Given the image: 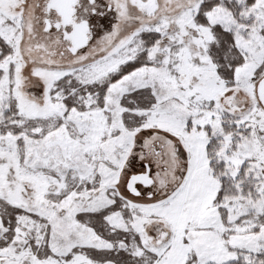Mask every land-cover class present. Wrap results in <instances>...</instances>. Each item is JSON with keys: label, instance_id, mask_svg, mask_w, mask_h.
Listing matches in <instances>:
<instances>
[{"label": "snow or ice", "instance_id": "1", "mask_svg": "<svg viewBox=\"0 0 264 264\" xmlns=\"http://www.w3.org/2000/svg\"><path fill=\"white\" fill-rule=\"evenodd\" d=\"M0 264H264V0H0Z\"/></svg>", "mask_w": 264, "mask_h": 264}]
</instances>
